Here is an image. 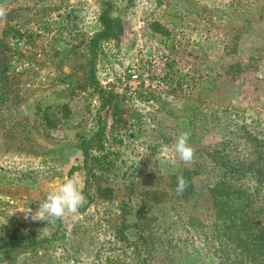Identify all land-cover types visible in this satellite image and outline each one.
Here are the masks:
<instances>
[{
	"label": "rangeland",
	"instance_id": "rangeland-1",
	"mask_svg": "<svg viewBox=\"0 0 264 264\" xmlns=\"http://www.w3.org/2000/svg\"><path fill=\"white\" fill-rule=\"evenodd\" d=\"M101 1L0 0V247L32 235L40 248L0 250V264H240L211 189H244L264 229V0H121L123 31L93 83L85 45ZM182 132L187 164L173 150ZM72 176L86 197L75 214L25 218Z\"/></svg>",
	"mask_w": 264,
	"mask_h": 264
},
{
	"label": "trees",
	"instance_id": "trees-1",
	"mask_svg": "<svg viewBox=\"0 0 264 264\" xmlns=\"http://www.w3.org/2000/svg\"><path fill=\"white\" fill-rule=\"evenodd\" d=\"M120 1L121 0L101 1L97 19V30L85 45L87 50L85 66L88 67V77L86 75L85 78L86 80L90 79L93 83L94 61L100 53L102 45L104 43L118 41L123 31L121 18L115 14L118 12V4ZM152 28L155 33L164 36L167 34V31H165V29L159 24H153ZM63 83L67 86L66 88H69L67 92L72 95L77 88L73 76L64 75ZM94 89L100 97L102 108L104 109L105 107L111 106L114 100V95L97 86ZM99 133L100 132H97L96 134L98 135ZM88 144H90L89 140H85L80 146V151H82L85 159H87L88 156ZM180 175H183L188 181L186 191L182 196H179L180 198H185L187 196L185 193H189L191 188V174L187 171ZM176 177H174L175 187H172L174 191L176 188ZM211 197L213 199V208L216 209L215 217L227 220L224 221V227H226L227 233L224 231L222 234H226V237L230 240L232 251L237 253L238 259H243V261L241 260L238 262L240 264H247L250 259L254 262L257 260L255 259L256 255L259 254V256L262 257V260L256 264H263L264 229L258 226L255 216L253 213H250L253 202L250 198L251 195L247 194L244 189L233 187L225 180H222L216 183L211 189ZM140 222L141 221H138L136 224L140 225L138 224ZM38 244L39 241L36 240L35 236L26 235L22 238H11L0 247V250L8 255L12 254L13 258H16L21 255L39 252L40 248L38 247Z\"/></svg>",
	"mask_w": 264,
	"mask_h": 264
},
{
	"label": "clouds",
	"instance_id": "clouds-1",
	"mask_svg": "<svg viewBox=\"0 0 264 264\" xmlns=\"http://www.w3.org/2000/svg\"><path fill=\"white\" fill-rule=\"evenodd\" d=\"M4 15V10L0 9V16ZM190 134L188 132L180 133L173 145V150L181 161L185 164L191 163L195 157V150L188 143ZM188 187V181L183 175L176 177L175 192L178 196H182ZM86 197L79 186V180L76 176L56 180L49 184L46 197L39 203L38 208H28L26 219L33 222L45 221L54 224L56 220L63 219L67 214H75L84 204ZM43 230H46L44 228Z\"/></svg>",
	"mask_w": 264,
	"mask_h": 264
}]
</instances>
